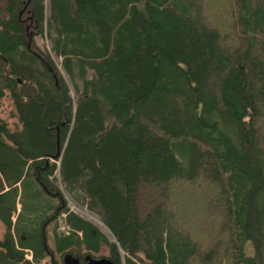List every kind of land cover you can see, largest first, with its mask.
Here are the masks:
<instances>
[{"label":"trees","instance_id":"16d2710c","mask_svg":"<svg viewBox=\"0 0 264 264\" xmlns=\"http://www.w3.org/2000/svg\"><path fill=\"white\" fill-rule=\"evenodd\" d=\"M5 95L0 264H264V0H0Z\"/></svg>","mask_w":264,"mask_h":264},{"label":"rangeland","instance_id":"374dc122","mask_svg":"<svg viewBox=\"0 0 264 264\" xmlns=\"http://www.w3.org/2000/svg\"><path fill=\"white\" fill-rule=\"evenodd\" d=\"M215 4H216V0H215ZM200 20L203 21V18L201 17ZM35 42L38 45H40V46L42 45L43 42H45V44H46V41H44V37L43 38L36 37L35 38ZM46 46H47V44H46ZM0 119H2L5 122V124H6V126H7V128L9 130H17V129L20 128V124L17 121L16 116H15V111L13 109V105H12L10 99L7 97V95H5V96L0 98ZM255 125H256V126H254V128H256L255 131H254L255 132V136L258 138L261 146L264 148V122H261V121L257 120ZM58 188H59V191L61 192V195H62V197H63V199L65 201V205H66V208H67L68 211H72L75 214H77L78 216H80L82 218H85L88 221H91V222L95 223L97 225V227L99 228V230L105 235L106 239L108 241H110V242H114V238L112 237L110 232L106 229V227L103 226V224L98 220V218L96 217V215L94 213L89 211L85 207V205L82 204L80 201L72 199L63 190L62 185H58ZM182 198H183L182 196L177 197L176 198V202H175V203H178V205L176 207V211L178 213H181V214L183 213V209H184V206H182V204H181L182 203ZM188 204H189V208H191L192 205H193L192 202H190V201H189ZM195 205L197 207V204H194L193 206H195ZM71 206H73L74 208L71 207ZM195 213L197 214V212H195ZM61 215H63V214H61ZM56 224H57V227H58L57 229L60 232H64L66 230V228L62 224L61 216H59L56 219ZM52 226H53V223H49L46 226V228H45L46 243L51 249L53 247L52 240H51V228H52ZM2 230H3V227L0 224V237H1V234H2ZM83 252H84V250L82 249V247H80L79 253H83ZM119 252H120V254H122L121 251H119ZM91 254L93 256H108V248L106 246H104V245H101L98 252H93ZM53 257H54V259L56 261L59 260V254L54 253ZM42 264H45V263H42Z\"/></svg>","mask_w":264,"mask_h":264},{"label":"water","instance_id":"95a60500","mask_svg":"<svg viewBox=\"0 0 264 264\" xmlns=\"http://www.w3.org/2000/svg\"><path fill=\"white\" fill-rule=\"evenodd\" d=\"M59 152L56 153V155L58 154ZM61 154V152H60ZM67 259H70L72 260L71 263L72 264H77L78 261H77V258H72V256L70 254H65L64 255V259L63 261L67 264ZM84 261L85 263L84 264H114L111 260H109L106 256H97V257H94L90 254H85L84 256Z\"/></svg>","mask_w":264,"mask_h":264},{"label":"flooded vegetation","instance_id":"af4514ba","mask_svg":"<svg viewBox=\"0 0 264 264\" xmlns=\"http://www.w3.org/2000/svg\"><path fill=\"white\" fill-rule=\"evenodd\" d=\"M65 254H70V255L72 256V258H77V261H78L77 264H84V263H85V261H84V255H83L82 253H77V252H75V251H71L70 253L66 252ZM65 254H63V255H59V260L56 261L54 264H66V263L63 261V259H64V255H65ZM90 255H92V254L90 253ZM92 256H93V255H92ZM94 257H97V256H94ZM71 261H72V260L67 259V264H72Z\"/></svg>","mask_w":264,"mask_h":264},{"label":"built area","instance_id":"2783aa9c","mask_svg":"<svg viewBox=\"0 0 264 264\" xmlns=\"http://www.w3.org/2000/svg\"><path fill=\"white\" fill-rule=\"evenodd\" d=\"M71 207H73V206H71ZM74 208V207H73ZM81 215V214H80Z\"/></svg>","mask_w":264,"mask_h":264}]
</instances>
